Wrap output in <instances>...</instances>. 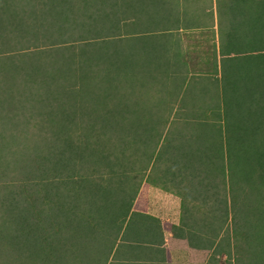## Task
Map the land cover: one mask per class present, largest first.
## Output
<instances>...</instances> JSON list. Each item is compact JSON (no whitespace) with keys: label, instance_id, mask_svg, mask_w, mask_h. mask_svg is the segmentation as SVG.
<instances>
[{"label":"trees","instance_id":"obj_1","mask_svg":"<svg viewBox=\"0 0 264 264\" xmlns=\"http://www.w3.org/2000/svg\"><path fill=\"white\" fill-rule=\"evenodd\" d=\"M156 1L164 3L21 0L24 6L18 8V0H0V51L6 46L0 85L6 84V115L14 127L6 128L11 131L6 152L0 150L6 157L4 182L12 184H5L6 227L16 232L18 249H35V260L47 258L40 245L52 252L45 264H106L143 180L176 187L184 211L190 193L199 192L191 206L201 215L196 223L212 226L213 233L194 236L204 247L213 245V258L217 253L229 264H252L243 258L246 243L264 240V102L235 119L197 123L193 138L183 133L189 122L179 123L178 117L195 116L183 110L187 76L179 74L176 59L172 75L162 40L177 37L179 15L161 9L146 13V5ZM233 1L234 20L222 30L219 25L217 34L221 52L234 53L233 66L215 84L223 76L245 77L251 93L255 85L249 88V81L264 80V0ZM181 22L186 28L196 24L189 16ZM122 48L131 56L116 62L131 58L127 67L135 73L121 75L126 83L114 78L117 63L110 72L101 63ZM182 56L174 52L175 58ZM134 77L143 88L146 83L168 88L165 95L173 98L167 116L157 111L158 120L150 114L146 121L138 118L139 102L135 108L116 107L115 89L134 88ZM260 88L264 92V83ZM147 91L143 95L150 100ZM154 99L161 108L163 94ZM18 115L22 122L12 124ZM64 189L66 200L60 195ZM191 235L188 231L189 240Z\"/></svg>","mask_w":264,"mask_h":264},{"label":"rangeland","instance_id":"obj_2","mask_svg":"<svg viewBox=\"0 0 264 264\" xmlns=\"http://www.w3.org/2000/svg\"><path fill=\"white\" fill-rule=\"evenodd\" d=\"M163 1L164 3L156 1L155 3L152 2L151 5H146V7L144 8V11L146 13L147 12L152 13L153 9H157V10L161 9L165 15L167 14H171L174 16L179 15L180 18L185 17V15L191 17V20L193 19L192 20L193 23L202 24L203 26L202 28H206V33H205L206 43L204 44V46L211 50L212 48H214V44H215L213 43V39L215 38V30L214 28H210V25L208 24V21L212 19V7H213L212 4L218 7L217 8L218 10L216 11V14L218 13V19H219V24L216 26L217 34H218V26L220 25L219 29L222 30L223 27L227 26L229 19L231 22H233L234 17L232 16L234 15V12L238 10V8L234 6L233 0L232 1L231 0H196V2H191L190 0H163ZM109 2H112V0H109ZM17 6L18 8H21L24 6L21 3V0H18ZM255 6L245 5L244 8L254 10ZM183 10H186V11L184 12ZM218 19H217V22H218ZM169 26L174 27L176 26V24L170 23ZM194 35L195 36L192 37L193 39L192 41L190 39H187V43L184 41L185 47L188 48V46L191 43L193 44L194 41H197L199 39H204V37H200L198 35L197 31L194 32ZM167 36L175 37V35H170V34H168ZM222 42L223 43L221 44V49H226L228 46L226 45L227 42H224L223 40ZM170 44L174 45V43L172 42ZM192 46L191 48H189L191 51L195 50L196 52H199L200 50H203V48L201 47L195 48L196 44H193ZM169 48H171L170 45H169ZM123 49L124 48H122V51L120 52L116 51V56L114 53L108 52V55H106L104 58L105 60L104 62H103V59L101 58V63L102 64L104 63V65H106V68L108 69L109 72L112 70V68L114 69V63H117L118 61H123L126 59V57L131 56L130 53L124 52ZM167 51H168V54H167L168 56L170 52L169 50ZM4 52H6V46L1 47L0 58L3 57ZM191 53L192 52H190V54ZM135 54L137 53H134V55ZM171 58L172 57H170V59ZM174 59H177V58L174 57ZM244 59L246 60V58ZM130 60L131 58H128L126 61H124L125 63L123 64L117 63L119 66L116 67V72L114 75L115 80H120L122 82L124 81L125 83L127 82L124 78L122 80L121 75L122 74L127 75V73H133L130 70V68L127 67V62ZM0 64H6V63L1 61ZM244 64L245 63L242 62V65ZM174 65L175 64L172 61V63L170 64V68H172ZM2 71H3L2 75L6 73L5 72L6 69L4 67H2ZM171 71H172V75H176L177 70L172 68ZM192 78L193 77L187 76L185 83L182 82L180 79V85L182 82L185 88V91L183 92V95L181 98L183 105H184L183 110H185L186 113L188 112L189 114L192 113L196 116H199L198 118L193 119V121L195 122H189L186 125V127L188 128L183 132L185 134L188 132V135H190L192 138L195 136L193 135L195 133V130H193V128L197 127L198 125L197 123L204 122L207 120L212 121L215 119L218 121V123H220V122H223V120L226 119V117H230L231 115H232V118L235 119L240 115V113L247 111L249 106L252 112L254 110L253 109L254 107L259 109L261 107V103L264 102L263 97H261V94H264V92L262 91L263 89L260 88V85L264 83V80L262 79H261L263 81L262 83L259 82L260 80L256 81V79L254 78L249 81V88L252 82L255 85L254 89L251 92L252 94H251L250 90L247 89L248 85L245 83L246 82L244 80L245 77L243 79H240L238 77L234 78V76L232 75H228L226 77L223 76V78H221L220 83L218 85H216L215 82L212 81L207 86V88L206 87L204 88L202 85L197 84L196 81H192ZM195 79H203V78L196 77ZM87 80L89 81V79ZM140 80L141 79H137L136 77H134V80H133L134 88L130 87L129 89H126V90L124 89L123 92H121L120 88L115 89L116 91L115 99L117 100L116 107H119L120 109H122V107L125 106V109H126L128 104H130L131 106L134 105V108H135L136 102H139V106L142 108L140 111L136 113L138 118H142L143 120L146 121V118L149 117L148 116L149 114L152 116V118H156V120H158L159 116L160 117H164V115L167 116L169 114V104H168L169 99L171 100L173 98L171 94H168L169 92H167L168 96L165 95L166 93L164 92V90H168V88L165 89L161 87L159 84L149 87L146 85L147 83L144 84L145 86L143 88L142 87L143 82L142 80L141 81ZM4 85L6 84L0 85V150H5L6 152V149L4 146V144L6 145V132L7 134L11 133V131L6 130V128L8 129L10 126L11 128H14V127L10 124V120L8 119L9 113H7L6 115V88H4ZM170 86H171V90H174L173 93L175 94V91L177 89V84L174 83L172 80L170 83ZM144 91L148 92L147 95L150 97V100L144 97L143 95L145 93ZM158 94H163L164 103H162L161 108H158V106L155 105L156 99H154V96ZM13 102L14 100L12 99L11 103ZM143 104L144 106H142ZM177 108H178V105L176 104V109ZM157 111L160 112L159 114H157L159 115L158 117L155 116V113ZM203 116H206V117H203ZM11 121H12V124L14 122L15 124L21 123L22 118L19 117L18 115L17 117L12 118ZM181 121L182 120L180 119L177 120V122H181ZM174 124L179 125V123H174ZM200 125L201 124H199V126ZM206 136H208V134ZM20 137L22 138L23 135H21ZM168 139L169 137H167V139L165 138V140H168ZM1 161H3L4 163L1 164ZM201 168L204 170H207L204 167H202V165H201ZM100 169L104 171L107 168L104 167ZM209 171L213 174V171L210 167H208V172ZM106 175H109L108 181L113 183V180L111 179L110 174L107 172ZM154 176L155 178H157L156 175ZM4 180H6V157L5 155L3 156L2 153L0 152V264H45L47 263L48 255L49 256L52 255L51 250L50 251L48 249L45 250L44 248H42V246L39 245V247L41 248L39 253L40 254L47 253V258L45 259L43 256H41L40 260L38 259L35 260L34 259V253H36L35 249L32 248L28 252L23 249L22 250L18 249L16 246V241H17V237L15 236L16 232L14 233L13 230L11 232L9 230L10 227H6V218H7V213H6V188L7 186L6 185L10 187L12 184H9V183L6 184ZM144 181L145 180L141 182L139 188L141 187ZM98 182H101V181L99 180ZM183 183L185 184V181ZM89 187H93V186L89 185ZM67 193H68V189H64L63 193L60 194L62 196V199L63 198L65 200L67 199V195H68ZM190 195L195 197L199 195V192L194 191L193 193L191 192ZM111 196H115V193L112 192ZM246 226H250V224L247 223ZM260 235L264 236V227L262 228ZM250 236H252V234H250ZM21 237H24V236L22 235ZM246 246H247L245 250L246 256L243 257L244 260L247 261L248 263L253 262L252 264H264V240L254 241L252 239L251 241H248L246 243ZM257 246H260V248L263 251L258 253ZM17 256L18 258H20V260L17 258ZM219 261H220V264H224L225 256L220 257ZM230 264H239V263L234 261L233 263H230Z\"/></svg>","mask_w":264,"mask_h":264},{"label":"crops","instance_id":"obj_3","mask_svg":"<svg viewBox=\"0 0 264 264\" xmlns=\"http://www.w3.org/2000/svg\"><path fill=\"white\" fill-rule=\"evenodd\" d=\"M190 1L196 2V0ZM212 6V19L208 21L210 28L215 30L213 39L215 44L212 50L204 46L206 28H202V24H192L191 28H186L180 17L177 37L164 35L163 39L161 38L166 47V54H168L167 50L170 52L168 56L172 57L171 60L174 59L176 50L184 55L176 57L177 65L182 70L179 74L193 77L192 81H196L204 88H207L210 82H215L224 72L232 69L231 59L235 56L234 53H223L220 50L216 32L218 7L214 4ZM195 31L200 37H204L193 42L196 44L195 48H203L199 52L189 49L192 43L188 48L184 46V41L187 43V39L193 40ZM171 42L174 45L170 44ZM196 77L203 79H195ZM198 117L187 115L179 116L178 119L182 120L181 122L184 119L195 122L193 119ZM178 193V189L174 186L170 189L144 181L106 264H220L217 253L213 258V245L204 247L199 236H194L202 233L212 236L213 233L212 226L204 228L196 223L197 219L201 218L197 208L191 207L197 203L196 198L194 196L187 198L185 204L188 205L189 210L184 211ZM188 231L193 235L190 240L187 236ZM224 264L227 263L224 261Z\"/></svg>","mask_w":264,"mask_h":264}]
</instances>
